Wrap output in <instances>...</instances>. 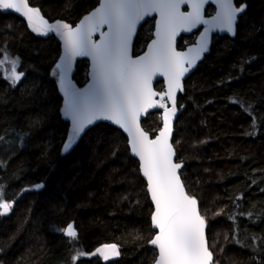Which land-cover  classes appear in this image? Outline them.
<instances>
[{
  "label": "trees",
  "instance_id": "16d2710c",
  "mask_svg": "<svg viewBox=\"0 0 264 264\" xmlns=\"http://www.w3.org/2000/svg\"><path fill=\"white\" fill-rule=\"evenodd\" d=\"M28 2L50 25L73 27L99 0ZM233 2L244 8L235 33L213 37L184 82L172 143L182 183L207 224L214 261L264 264V0ZM212 13L208 7L206 15ZM153 26V19L141 26L132 56L144 51ZM196 36L181 37L178 49ZM1 51L17 57L22 75L15 85L0 79V186L13 205L0 216V264H152V207L125 136L101 123L63 151L71 133L52 75L64 56L57 36L39 35L0 10ZM87 69L86 60L73 61L76 89ZM155 89L161 93L162 83ZM141 126L153 138L160 111ZM69 224L75 239L64 234ZM113 243L120 255H92Z\"/></svg>",
  "mask_w": 264,
  "mask_h": 264
},
{
  "label": "snow or ice",
  "instance_id": "6c2138e0",
  "mask_svg": "<svg viewBox=\"0 0 264 264\" xmlns=\"http://www.w3.org/2000/svg\"><path fill=\"white\" fill-rule=\"evenodd\" d=\"M205 2L102 0L100 7L75 28L59 21L47 26L48 31H55L63 40L68 66L73 57L80 55H89L94 61V83L89 95L85 98L73 96L66 101L65 114L72 119L73 127L63 151L67 152L85 128L96 119L110 120L129 134L132 152L140 160L141 171L147 179V190L155 205L151 220L153 228L158 231L149 241L158 249L155 264H217L206 242L205 219L197 209V200L185 191L177 174L182 164L173 162L174 151L169 136L175 107L168 109L164 104H159V107L165 108L164 127L155 139H149L138 122L142 111L156 105L152 100L157 94L151 88L152 77L157 73L165 76L168 81L166 94L175 105L176 91L182 90L180 78L194 66L200 53L206 50L204 37L197 49L189 50L194 53L191 56L176 52L173 47L174 38L181 28L190 30L202 22L201 9ZM182 4H188L192 10L182 12ZM219 8L214 26L232 33L237 14L243 12L244 8L234 7L232 0H219ZM9 9L25 16L30 26L33 18L39 16V10L30 7L28 0H0V10ZM153 12L160 17L157 20L156 39L149 45L148 53L138 59H131L128 49L136 23ZM104 24L109 28V32L104 34L107 39L99 44L93 43L92 33ZM12 63L13 79L19 80L22 73H16V61ZM160 95L163 97L165 93ZM12 206L11 202L3 199L0 189V215H6ZM63 231L66 236L76 238V231L71 224ZM97 253L105 260L110 258V254L120 255L115 243L98 248L92 255ZM83 255L85 253H78V256ZM76 259L77 256H74L73 260Z\"/></svg>",
  "mask_w": 264,
  "mask_h": 264
},
{
  "label": "water",
  "instance_id": "95a60500",
  "mask_svg": "<svg viewBox=\"0 0 264 264\" xmlns=\"http://www.w3.org/2000/svg\"><path fill=\"white\" fill-rule=\"evenodd\" d=\"M101 2H102V0H99L98 4L91 11H89L87 14H85L84 16H82L79 19V21L73 26V28H75L78 25H80L81 22L84 21L85 17L91 16V14L97 8L100 7ZM232 4H233L234 7H236L235 4H234V2H233V0H232ZM208 7H212L213 8V13L211 15H206V10H207ZM180 10L182 12H189L192 9L189 7L188 4H182ZM5 11L11 12V13L19 16L25 23L29 24V22L26 19V17L23 16V15H21L20 13H17V12H15L13 10H10V9L9 10H5ZM218 11H220V8H219V0H206V2L204 3V5H203V7L201 9L202 22L196 24L190 30H184L183 28H181L178 31V33L175 36V38H174L173 47H174L175 51L176 52H181V53H187L190 56L191 55H194V53H190L189 50L190 49H197L198 46L202 43V37H204L206 39V50H204L203 52L200 53V58L198 60H196L194 66L191 67L188 70V72H186L180 78V85H181V89L182 90H177L176 91V95H175V105H173V102L168 98V95L166 94L168 92V81L166 80L165 76L160 75L159 73H157L156 75H154L152 77V81H151V88H152V90L154 92L157 93L155 96L152 97V100L156 102V105L155 106H152V107H148L146 109V111H142L140 113L139 118H138V122H139L140 128L143 131H145L142 128V126H141L142 121L148 115H150V114H152L154 112L160 111V128L157 131L156 135L152 138L150 136V134L145 131L148 134L149 139H155L159 135L160 130L163 129V127H164V113H165V108L164 107H159V104H161V103L164 104V106L166 108H168V109H172L173 107H175V109H176L175 114L171 116L172 132H171V135L169 136V143L172 145V148H173V151H174L173 162H177L176 161V153H175V150H174V147H173V143H172L173 133H174V125H175V122H176L178 116L184 110V107L183 106L178 107L177 100H178V95L183 91L184 82L192 75V73L196 70V68L198 67V65L203 62L204 57H205V55H206V53L208 51L209 45H210L213 37H215V36H218V37H225V36L226 37H232L234 35L236 22H237L238 18L242 14V12H240V13L237 14V18H236V20H235V22L233 24L234 31L232 33H230L227 30H221L220 28L214 26V24H215L214 18L217 16ZM152 19H153V22H154L153 32H152V39L147 43L144 51L141 54H139L137 56H132L133 45H134V42H135V39H136V36L138 34L139 29L141 28V26L147 20H152ZM159 19H160L159 14L153 12L151 15L144 16L142 19H140L136 23L135 30L133 31V33L131 35V40H130L129 49H128V55L131 57V59H134V60L135 59H138L139 57L144 56L146 53H148V51H149V45H151L152 42L156 39L157 20H159ZM42 21H44L46 23H43ZM203 21H208L209 23H204ZM85 23H87V21H85ZM48 25H50V23H48L46 21V19H44L40 15L38 17H34L33 18L32 26L40 29L43 32H51V33L55 34L57 36V38H58V43L60 45V49L65 54V48H64V42H63V40L61 39V37L59 35H57V33L55 31H48L47 30V26ZM206 29H207V32L205 31ZM108 32H109V28H108V25L107 24H104L102 26H99L97 28V30L92 33V36H91L92 42L93 43H96V44L101 43L103 40L107 39V37L104 34H107ZM195 34H197V36H196V38L194 39V41L191 44L186 45L183 49H178L177 43H178V40L181 37H188V36L195 35ZM79 59H84L88 63L87 80H86L85 84L81 88H78V89L73 90L68 95L67 100H69V98L70 97H73V96H77L79 98H85V97H87L89 95V93H90L91 86L94 83V61H93L92 57L89 56V55H80V56H75V57L72 58V60H74V61L79 60ZM185 67H187V65H185ZM158 82H161L162 85H163V89H162V92H161V93H165V95L163 97H161V95H160L161 93L158 92V91H156V89H155V84L158 83ZM65 110H66V103H65L64 109H63V118L68 123V131H69V133H71L72 132V127H73V121H72V119L69 116H66ZM101 123L110 125V126L116 128L117 130L121 131V133L127 139V146H128V149H129L130 156L134 160L137 161L140 176L143 179V181L145 182L146 192H147V195H148V198H149V202H150L151 207H152V212H151V214H152L155 211V205H154V203H153V201L151 199V194L147 190L148 189L147 179L144 177V175H143V173L141 171V168H140V160L132 152L131 145L129 143V139H130L129 134L123 128H121L119 125L113 123L110 120H106V119H96L92 124L88 125L85 128L84 132L80 135L79 138H81L86 133V131H88L90 128L94 127L95 125L101 124ZM68 140L66 142H68ZM177 163H179V162H177ZM181 169H182V167L177 170V174L178 175H179V172L181 171ZM179 177H180V175H179ZM180 180H181V178H180ZM181 182H182V180H181ZM184 189H185V187H184ZM185 191H186V189H185ZM197 209L199 211L198 202H197ZM150 224H151V230L153 231V236H154L155 233L158 230L155 229V228H153V226H152L151 215H150ZM206 229H207V224L205 226V237H206ZM153 236H152V238H153ZM206 242H207V238H206ZM148 245H149V247L151 249L155 250V252H156L155 260H156V258L158 256V249L154 245H152L150 243H148ZM155 260H154V262L152 264H155Z\"/></svg>",
  "mask_w": 264,
  "mask_h": 264
},
{
  "label": "rangeland",
  "instance_id": "374dc122",
  "mask_svg": "<svg viewBox=\"0 0 264 264\" xmlns=\"http://www.w3.org/2000/svg\"><path fill=\"white\" fill-rule=\"evenodd\" d=\"M34 28L36 30H33ZM30 29L39 35H46L45 34L46 32H43L36 27L30 26ZM13 61H16V65H15L16 73L20 74L18 71V59H17V57L8 56L4 52H2V51L0 52V79L5 80L6 82L10 83V85H15L20 80V79L19 80L13 79V76H12V70H13V63L12 62ZM73 61L74 60L71 59V64H70V66H68L66 63L65 54H64V56L56 64V66L53 70V73H52L53 78L56 80L58 87H59V91L63 97L64 105L67 101L68 95L73 90L76 89L75 86L73 85L72 81H71V78H70ZM57 65H60L61 67L58 68ZM62 74H63V82L61 81V75ZM20 78H21V76H20ZM0 150H2V149H0ZM0 189H2L1 186H0ZM110 256H112V255L110 254Z\"/></svg>",
  "mask_w": 264,
  "mask_h": 264
}]
</instances>
